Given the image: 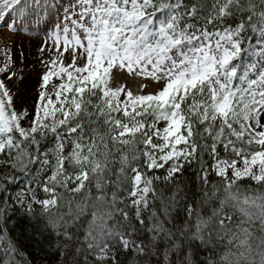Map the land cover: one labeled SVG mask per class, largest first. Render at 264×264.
Returning <instances> with one entry per match:
<instances>
[{
	"label": "snow or ice",
	"instance_id": "1",
	"mask_svg": "<svg viewBox=\"0 0 264 264\" xmlns=\"http://www.w3.org/2000/svg\"><path fill=\"white\" fill-rule=\"evenodd\" d=\"M3 27L40 68L0 46V264H264V0H0Z\"/></svg>",
	"mask_w": 264,
	"mask_h": 264
},
{
	"label": "rangeland",
	"instance_id": "2",
	"mask_svg": "<svg viewBox=\"0 0 264 264\" xmlns=\"http://www.w3.org/2000/svg\"><path fill=\"white\" fill-rule=\"evenodd\" d=\"M15 41V47L13 49V55L16 60H19V48L23 46L25 56L27 57L24 65V74L26 75L29 82L33 81L37 72L39 71L40 65L38 62L34 61L36 55L35 49L39 44V37L36 35L35 31L32 29L21 28L18 33L10 32L7 27L0 28V46L4 44L11 45ZM37 64V70H32V64Z\"/></svg>",
	"mask_w": 264,
	"mask_h": 264
},
{
	"label": "trees",
	"instance_id": "3",
	"mask_svg": "<svg viewBox=\"0 0 264 264\" xmlns=\"http://www.w3.org/2000/svg\"><path fill=\"white\" fill-rule=\"evenodd\" d=\"M189 173H185V177H188ZM160 187H164V185H160ZM166 195H170L171 194V190H166L165 192ZM42 195V194H41ZM19 228H22L24 230L30 231L31 228L33 227V225L29 224L28 219L25 217L24 219H22L20 221V224L18 225ZM33 254L37 257V259L40 258L41 253H39L38 249L36 247L33 248Z\"/></svg>",
	"mask_w": 264,
	"mask_h": 264
}]
</instances>
